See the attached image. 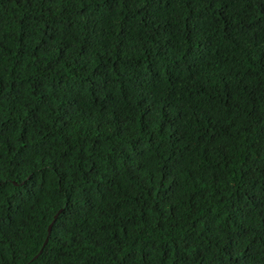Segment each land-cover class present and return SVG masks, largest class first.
Returning <instances> with one entry per match:
<instances>
[{
	"label": "trees",
	"instance_id": "trees-1",
	"mask_svg": "<svg viewBox=\"0 0 264 264\" xmlns=\"http://www.w3.org/2000/svg\"><path fill=\"white\" fill-rule=\"evenodd\" d=\"M0 264H264V0H0Z\"/></svg>",
	"mask_w": 264,
	"mask_h": 264
},
{
	"label": "water",
	"instance_id": "water-1",
	"mask_svg": "<svg viewBox=\"0 0 264 264\" xmlns=\"http://www.w3.org/2000/svg\"><path fill=\"white\" fill-rule=\"evenodd\" d=\"M62 210H63V209L61 208V209L59 210V212L55 215L53 221L51 222V224H50V226H49V234L52 232L53 225H54V223H55V221H56V219H57L59 213H60ZM48 240H49V235H48V237H47V239H46L44 245L47 244ZM42 249H43V248H42ZM42 249H41V251H42Z\"/></svg>",
	"mask_w": 264,
	"mask_h": 264
}]
</instances>
